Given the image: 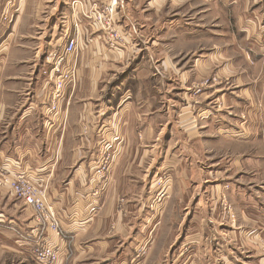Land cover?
<instances>
[{"label": "crops", "instance_id": "1", "mask_svg": "<svg viewBox=\"0 0 264 264\" xmlns=\"http://www.w3.org/2000/svg\"><path fill=\"white\" fill-rule=\"evenodd\" d=\"M75 1L89 9L98 0L70 3ZM199 1L214 11V20L224 16L227 27L167 17L164 45L171 56L159 45V29L152 36L124 1L116 26L126 40L118 47L106 45L77 12L83 23L77 35H85L77 81L65 90L54 118L45 108L49 87L39 69L43 51L74 32L62 23L65 8L57 21L40 23L36 37L25 32L32 43L0 47V165L30 172L47 187L48 207L63 233L49 239L67 252L60 264H132L138 247L147 255L133 264H264V254L244 246L264 239V0ZM44 4L40 0L37 9ZM49 4L53 13L58 0ZM146 34L150 42L142 38ZM176 51L182 60L174 61ZM211 67L212 86L193 96L191 85ZM105 131L115 137L95 139ZM101 144L113 149L106 189L89 156ZM161 173L171 178L163 202L116 204L126 195L155 196L152 184ZM7 193L0 189L6 195L0 253L17 264H34L35 215ZM221 195L236 214L231 226L218 223Z\"/></svg>", "mask_w": 264, "mask_h": 264}, {"label": "rangeland", "instance_id": "2", "mask_svg": "<svg viewBox=\"0 0 264 264\" xmlns=\"http://www.w3.org/2000/svg\"><path fill=\"white\" fill-rule=\"evenodd\" d=\"M39 1L40 0H0V47L1 48L2 46L7 45L5 49L8 50L9 47H11V49H14L18 45V43L21 46H25V43H32L31 41L28 42L27 40H25V32H27V35L31 34V36H27L29 39L36 37L37 35L36 30L38 29L39 24L41 23L44 25V23L47 20L52 22L53 18L55 21H57L58 19H60V16H59L61 15L60 10H64V8H65V11L63 15L61 16L62 23L65 25V27H67V25L69 24L68 27L73 29L74 32L72 35L63 34V36H61L60 39H57V41L59 40L60 41L57 43L53 41L55 43H53L52 45L64 43L67 37L77 38L78 47L80 44L81 46L85 44V35H81V33H78V35H76L77 31L80 32L79 29L81 30V24L83 27V23L80 24L79 21H77L78 18L77 19L75 18L77 12H79L78 15L86 24L88 23L90 26L95 27V29H97L100 33H102L101 23H99L97 20L93 18H91L90 20L84 18L83 15L88 14L89 9L85 8L83 1H80L81 3L78 1L70 3L71 0H58V6L53 13L52 11L50 12L49 8L47 7L50 6L49 3H54L55 0H44L45 1L44 6L47 9H45V7L43 6L40 9L39 8L37 9V3ZM122 1H124L123 6L126 8L127 13L131 17H133L135 20L139 21V23L142 24V26H146L145 27L146 31L150 29L152 36H153L152 34L153 29L156 27L159 29L158 36H157L158 41L160 42L159 45L163 46V51L164 52L167 51L168 56H171V50L166 49L164 45L165 44L164 42L166 40L164 27L166 23V18L169 16H173V15H177V16L185 15L186 17L188 16L190 18L191 26L200 25L201 27H203V26H210L214 24H217V25L221 24V26L225 25L227 27L226 19L224 18V16L220 17L222 22L220 20H214L212 17L214 16V11L209 6H206V5L201 6L200 5L201 2L199 0H163V2H160V3L158 2V0H155V2L153 0H126V1L116 0V14H118V11L120 12V10L123 8ZM76 3L80 4L79 10L77 11H76V8H74ZM110 3H111V0H109L108 4ZM93 4H97L99 9H102L103 6L108 5L106 4L105 0H98L94 2ZM17 19H18V22H16ZM40 19L42 20V22H40ZM65 21H68V23ZM114 23L116 26V21ZM49 24L50 23H48L47 26H44L45 28H43V30H46V27L48 26H52ZM55 26H58V24ZM48 30L49 29H47V31ZM13 31H15L16 34L13 37H11L10 35L13 33ZM45 32L46 31H44V33ZM56 32L57 34L54 36L55 38L57 36L59 37V28L58 30H56ZM149 34L144 35L142 38L150 42L149 38H151L152 36ZM18 35H22V36H18ZM7 37L11 39H8ZM20 37L23 41L15 42V39L17 38V41H19ZM6 41L8 42L10 41V43H6ZM3 43H6V44H3ZM39 43L41 44L44 43V39H42ZM123 45H125V41ZM190 47L191 49L196 51L199 48L198 42L191 43ZM178 50L181 52V49H178ZM179 51H176L174 54H172L174 57V61L176 60L178 61L180 59L182 60V56L184 54H181ZM0 53H1V50H0ZM12 53L15 55L14 51ZM46 53L47 51H43V54L41 57L42 59L44 58ZM79 54L80 52L78 53V55ZM174 67L176 68L175 64H174ZM175 68H174V71H176ZM141 70L143 71V69ZM158 70H159V73H161V75H164L162 68L158 67ZM214 70L215 68L211 67V69L209 70L208 73H206V75L204 74V76H201V79L199 81H196L195 83L191 85L190 92L192 93L193 96L194 95L196 96L197 94L199 95L201 91L208 89L212 86L213 77H210V75L213 73ZM256 72H261L262 74L261 69H255V73ZM193 96L191 97L194 98ZM243 118L244 120L247 119V117L245 118L244 116ZM109 131H105L106 134H103V136L98 133L99 136L96 137V134H95V139L96 140L100 139V141H102V140H109L111 138H114L115 136L109 135ZM89 156H92L91 165L93 167L92 168L93 173L98 176V179L100 182L105 183V189H106L107 185L110 183V180H111L110 172H111V165L113 162V149L111 148V146L108 147L106 146V144H101L100 147H96L92 149L91 154ZM1 167L5 169L3 166ZM4 171L10 172L7 169H5ZM12 173H15V172H12ZM103 173H104V176L102 175ZM170 183H171L170 175L168 173L167 174L161 173L158 175V177L155 179V181L152 184L151 190L155 192V196H150V194L149 195L143 194L140 197L134 196V195H126V197H117L115 202L118 205L120 204L121 206H125L127 201H129V203L131 204L135 201V199L137 200L138 198H141L143 203H147L149 205L157 204V203L160 204L161 202H163L161 200L165 199V196H166L165 190H166L167 185ZM112 184H113V181L111 183V187H112ZM126 186L128 187V185ZM2 189L4 191H8L5 188H2ZM162 190L164 192L159 193ZM102 191L103 189H101L97 193L100 195L102 194ZM158 193L159 195L157 196ZM8 195H10L11 199H15L17 202H20L24 207H26L22 200H19L16 197L14 198L13 195H11L10 193ZM0 196H1L0 197L1 199L0 208H3L2 205L6 203L5 202L6 195L2 196L0 194ZM131 207H133V204H131ZM218 214H219L218 223H220V226L222 227L231 226L234 223H236V216H235L236 214H235L234 208L225 195H221L219 197ZM218 223H217V227H218ZM58 228H59V232L61 236V234L63 233L60 228V225ZM43 236H47L46 232H43ZM244 246L252 248L255 252L259 254H264V239L253 240L252 242H247L244 244ZM142 247L144 248L145 246H142ZM146 255H147V252L144 249H141L140 247H138L135 250L134 257L132 259V264L142 261L144 257H146ZM31 258H32L33 263L37 264L35 255L32 254V248H31ZM0 264H17V262L14 260L8 261V258H6L5 255L0 253ZM18 264H21V262L18 261Z\"/></svg>", "mask_w": 264, "mask_h": 264}, {"label": "built area", "instance_id": "3", "mask_svg": "<svg viewBox=\"0 0 264 264\" xmlns=\"http://www.w3.org/2000/svg\"><path fill=\"white\" fill-rule=\"evenodd\" d=\"M84 18H91L101 23L103 41L109 47H118L124 44L126 36L115 26L116 0H111L107 6L99 9L92 4L89 13ZM77 35V34H76ZM79 47L77 38L65 39L64 43L54 44L41 61L40 74L44 83L49 87L47 107L50 117L60 114L65 90L75 85L78 75L77 58ZM0 166V187L5 188L13 197L22 200L27 208L35 215L37 232L34 235L32 254L37 264H60L67 256L66 247H57L52 244L49 235L60 237L59 218L48 207L47 187L36 182L30 172L4 171ZM102 173V171H101ZM104 176V173L102 174ZM46 232L47 236H43Z\"/></svg>", "mask_w": 264, "mask_h": 264}]
</instances>
